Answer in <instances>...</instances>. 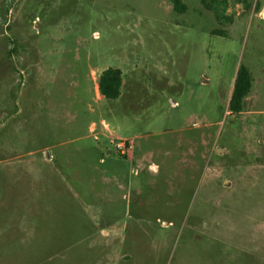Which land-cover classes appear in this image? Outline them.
Here are the masks:
<instances>
[{
  "label": "rangeland",
  "instance_id": "1",
  "mask_svg": "<svg viewBox=\"0 0 264 264\" xmlns=\"http://www.w3.org/2000/svg\"><path fill=\"white\" fill-rule=\"evenodd\" d=\"M182 2L0 0V264H264V0Z\"/></svg>",
  "mask_w": 264,
  "mask_h": 264
},
{
  "label": "trees",
  "instance_id": "2",
  "mask_svg": "<svg viewBox=\"0 0 264 264\" xmlns=\"http://www.w3.org/2000/svg\"><path fill=\"white\" fill-rule=\"evenodd\" d=\"M174 9L183 13L186 9L182 0H170ZM203 4L213 10L218 16L216 0H203ZM122 72L120 69L108 68L104 70L99 78L98 88L100 94L106 100H117L121 96ZM252 87V77L249 70L241 65L235 79L234 89L230 101L229 111L239 114L243 111V102Z\"/></svg>",
  "mask_w": 264,
  "mask_h": 264
},
{
  "label": "water",
  "instance_id": "3",
  "mask_svg": "<svg viewBox=\"0 0 264 264\" xmlns=\"http://www.w3.org/2000/svg\"><path fill=\"white\" fill-rule=\"evenodd\" d=\"M205 226H208V224L206 223Z\"/></svg>",
  "mask_w": 264,
  "mask_h": 264
}]
</instances>
